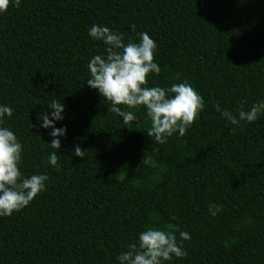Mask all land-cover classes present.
Here are the masks:
<instances>
[{"label": "trees", "instance_id": "trees-1", "mask_svg": "<svg viewBox=\"0 0 264 264\" xmlns=\"http://www.w3.org/2000/svg\"><path fill=\"white\" fill-rule=\"evenodd\" d=\"M93 24L125 42L148 33L161 71L147 86L186 81L203 97L183 136L157 143L142 106L118 105L136 116L125 124L86 84L88 60L105 48L87 35ZM53 99L64 105L59 149L49 145L51 129L32 127ZM261 100L264 0L10 5L0 14V105L13 113L0 126L23 145V175L49 180L28 206L0 217V264H117L137 233L172 225L187 255L165 264H264V111L232 125L213 107L235 115ZM52 151L59 168L47 163Z\"/></svg>", "mask_w": 264, "mask_h": 264}, {"label": "clouds", "instance_id": "clouds-1", "mask_svg": "<svg viewBox=\"0 0 264 264\" xmlns=\"http://www.w3.org/2000/svg\"><path fill=\"white\" fill-rule=\"evenodd\" d=\"M22 0H0V14L8 11L9 6L19 7ZM134 28V25L132 26ZM87 35L101 41L105 48L103 54L93 55L87 63L89 78L86 84L110 101V111L122 118L127 124L136 120L132 111L126 108L142 106L150 120L148 136L154 137L157 143H166L167 139L177 133L183 136L193 122L199 118L204 109L203 97L188 82L173 83L169 88L160 86L148 87V75H158L160 66L154 60L157 44L148 33L140 32L138 41L128 40L107 26L93 24ZM220 116L228 123L236 125L239 121H256L264 111V100L254 103L245 111L239 109L233 114L222 109L219 104L213 105ZM49 111L37 113V125L42 129H51L48 135L52 149H59L61 138L66 135V127H56L64 119V105L53 99L48 102ZM12 107L0 105V123L11 117ZM23 145L16 134L8 127L0 126V217L11 216L28 206L30 202L45 190L49 177L46 174H32L25 177L20 170ZM74 155L83 158L84 152L79 146L74 147ZM58 155L52 151L47 163L59 168ZM175 219V217H172ZM178 225L169 229L148 227L137 233L136 243H129L127 250L115 257L117 264H165L175 258H184L187 253L182 244L177 242ZM180 240H189L190 234L179 231Z\"/></svg>", "mask_w": 264, "mask_h": 264}, {"label": "rangeland", "instance_id": "rangeland-1", "mask_svg": "<svg viewBox=\"0 0 264 264\" xmlns=\"http://www.w3.org/2000/svg\"><path fill=\"white\" fill-rule=\"evenodd\" d=\"M140 157H143L144 158L145 156H140Z\"/></svg>", "mask_w": 264, "mask_h": 264}]
</instances>
